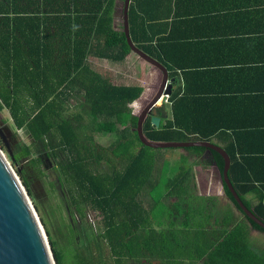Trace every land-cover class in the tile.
Listing matches in <instances>:
<instances>
[{
  "label": "trees",
  "instance_id": "obj_1",
  "mask_svg": "<svg viewBox=\"0 0 264 264\" xmlns=\"http://www.w3.org/2000/svg\"><path fill=\"white\" fill-rule=\"evenodd\" d=\"M119 1L123 6L124 0ZM151 1L154 7L162 6L163 14H150L143 0L131 1L130 37L136 48L175 78L180 66L170 58V8L166 12V0ZM115 2L0 0V112L8 111L15 130H25L36 149L52 155L58 150L64 155L59 170L77 191V205L88 204L102 217L104 228L99 235L112 264H264V250L253 248L249 241L250 228L264 231L240 212L226 186L225 196L243 218L236 219L225 207L219 208L215 198L195 193L194 168L215 166L222 173L219 155L200 148L183 150L194 158L190 166L182 167L161 186L153 181L155 152L159 150L144 148L138 142V122L130 108L143 87L116 85L87 63V58L122 63L132 53L123 22L119 31L114 28ZM73 89L81 95L79 106L89 118L88 135L82 131L79 115L70 119L63 116ZM188 95L176 87L168 98V111L167 104L155 109L153 115L161 119L160 128L151 130L148 119L144 125L147 140L214 145L211 139L224 135L225 125L209 118L215 104ZM109 135H115L116 141L99 150L92 136ZM122 146L123 151L119 150ZM0 147L4 148L1 140ZM219 148L229 157L228 179L233 188L264 222V150H240L230 139ZM26 150L29 155L30 150ZM108 155L120 160V168L113 166L103 173L94 170V164L105 161ZM8 159L15 165L13 156ZM20 179L32 198L21 174ZM249 193L257 196L255 206L245 199ZM144 197L147 208L142 205ZM40 221L54 261L60 264L49 232ZM97 245L91 249L96 254L83 264H94L97 259L96 264H106Z\"/></svg>",
  "mask_w": 264,
  "mask_h": 264
},
{
  "label": "crops",
  "instance_id": "obj_2",
  "mask_svg": "<svg viewBox=\"0 0 264 264\" xmlns=\"http://www.w3.org/2000/svg\"><path fill=\"white\" fill-rule=\"evenodd\" d=\"M118 2L114 7V28ZM151 2L143 0L148 12L155 16L163 14L162 6L154 7ZM166 2V12L170 8V58L180 66L176 69L173 91L180 87L189 97L215 104L209 118L224 124L225 131L223 136L211 139L214 145L224 147L230 139L231 145L240 150H264V0ZM155 77V72L150 71L146 79ZM136 85L143 87L144 95L143 81ZM143 95L135 103L138 106L130 107L135 118L143 106ZM99 139L103 142L107 137L93 138L99 150L112 145L103 146ZM182 155L194 159L189 154ZM245 199L252 206L258 203L254 193L245 195Z\"/></svg>",
  "mask_w": 264,
  "mask_h": 264
},
{
  "label": "rangeland",
  "instance_id": "obj_3",
  "mask_svg": "<svg viewBox=\"0 0 264 264\" xmlns=\"http://www.w3.org/2000/svg\"><path fill=\"white\" fill-rule=\"evenodd\" d=\"M118 8L116 30L119 31V27L122 25L121 2H118ZM87 63L90 68L96 70L97 73L99 72L103 77L110 79L114 84L136 85L138 81H143L146 91L141 100V105L154 95L161 80L160 72L143 62L134 53H130L122 63H112L93 58L87 59ZM150 71L155 72L156 77L153 80L146 79ZM71 94L65 103L63 116L70 119L74 118L75 115H79L82 119V131L88 135L90 134L88 128L89 118L86 116L85 109L79 106L82 103L81 95L74 94V89ZM88 137L90 136H87V141ZM92 138H97V136H92ZM0 140L4 147L3 149L0 147V149L5 155L6 161L20 181L32 206L35 204L37 207V212L34 208L36 216L43 230L44 227L40 219L44 222L54 243V249L59 254L60 264H83V261L90 255L96 254L91 249L97 247V244L101 247L105 263L112 264L108 249L99 235L104 228L102 217L97 211H93L88 204L77 205V191L66 183L65 175L59 170V164L65 161L64 155L58 150H56V155H52L43 152L41 148L36 149L32 138L25 130H15L6 109L0 112ZM115 141V135L107 136V140L103 142L100 139L98 140L103 146L113 144ZM87 146L91 147L92 145ZM124 146L119 150H125ZM26 149L30 150L29 155L26 154ZM130 154H133V152L130 151ZM182 154L188 153L176 149L156 151L152 173L153 181L161 186L167 180L174 178L182 167H189L193 159L187 161ZM12 156L15 158V165L8 159ZM107 159L110 161L107 162ZM119 161L108 155L105 161L96 162L93 168L100 173L109 171L113 166L119 169L121 165L118 164ZM211 167L207 169L196 167L193 170L196 183L195 193L203 197L215 198L219 208L220 206L225 207L226 211L232 212L236 219L243 218L225 196L219 176L213 166ZM16 169L27 182L32 198L27 194L21 182L20 174ZM72 199L75 201L74 204ZM142 205L147 208L146 197L142 198ZM44 233L49 244L45 230ZM249 235L252 247L264 250V234L250 228ZM49 248H51L50 244ZM91 252L92 254H90ZM51 254L53 255L52 250ZM98 261L100 260L97 259Z\"/></svg>",
  "mask_w": 264,
  "mask_h": 264
},
{
  "label": "water",
  "instance_id": "obj_4",
  "mask_svg": "<svg viewBox=\"0 0 264 264\" xmlns=\"http://www.w3.org/2000/svg\"><path fill=\"white\" fill-rule=\"evenodd\" d=\"M131 1L124 0L122 6L123 32L127 46L139 59L158 70L161 74V80L154 95L143 104L138 115H136V122L138 123H136L135 131L138 142H140L142 147L155 151L200 148L219 155L223 160V171L222 173L217 171V174L222 189L223 186H226L238 209H240V212L250 222L264 231V222L258 219L252 213L251 209L243 204L228 179L230 160L224 150L208 142L156 143L146 139L144 125L150 119L151 130H158L160 128L161 120L154 116L153 112L162 106L166 98L171 96L176 79L170 78L167 69L163 65L143 53L133 44L129 27V8ZM143 93L138 98L139 100ZM135 103L137 101H134L130 107H134ZM213 167L216 169L215 166ZM50 249L47 237L36 216L34 207L0 149V264H56Z\"/></svg>",
  "mask_w": 264,
  "mask_h": 264
},
{
  "label": "flooded vegetation",
  "instance_id": "obj_5",
  "mask_svg": "<svg viewBox=\"0 0 264 264\" xmlns=\"http://www.w3.org/2000/svg\"><path fill=\"white\" fill-rule=\"evenodd\" d=\"M164 101H165V100H164ZM164 101H163V104H162V105H166V104H165L166 102H164Z\"/></svg>",
  "mask_w": 264,
  "mask_h": 264
},
{
  "label": "built area",
  "instance_id": "obj_6",
  "mask_svg": "<svg viewBox=\"0 0 264 264\" xmlns=\"http://www.w3.org/2000/svg\"><path fill=\"white\" fill-rule=\"evenodd\" d=\"M165 101H166V104H167V98L165 99Z\"/></svg>",
  "mask_w": 264,
  "mask_h": 264
}]
</instances>
